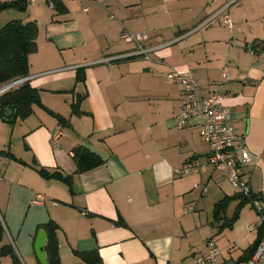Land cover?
<instances>
[{"label": "crops", "instance_id": "crops-1", "mask_svg": "<svg viewBox=\"0 0 264 264\" xmlns=\"http://www.w3.org/2000/svg\"><path fill=\"white\" fill-rule=\"evenodd\" d=\"M63 1L68 8L65 15L47 5L48 18L37 16L31 6L24 20L14 18L23 23L36 21L39 26L38 50L29 57L27 78L39 92L41 107L34 103L33 114L15 124L4 121L0 107V152L11 153L27 164L0 157V225L5 230L0 253L3 246L11 245L21 261L42 264L43 254L40 258L36 251L38 237L45 233L48 244L43 226L53 221L60 228L62 262L77 259L76 264H86L75 252L96 251L102 264H192L195 256L208 253L211 234V222L197 210L213 199L220 201L238 192L230 190L224 175L213 169L187 177L175 174L186 161L205 157L211 149L200 137L204 119L195 118L178 127L183 90L167 83L165 76L172 70H191L201 95H224V108L250 152L242 163L243 175L264 202V0H240L243 6L230 17V33L210 29L177 50L173 47L177 43L211 27L220 16L211 19L228 0H209L207 4L167 0L165 13L171 26L166 27L162 26L166 19L149 17V9L139 2L124 3L117 9L110 0H95V14L78 21L80 13L74 10L73 1ZM105 7L114 9L108 23L102 13ZM89 12V7L82 9L84 14ZM234 21L246 22L250 30L233 32ZM168 27L179 33L174 31L167 38L158 34ZM126 32L145 33L147 46L165 47L153 53L151 61L137 57L103 63V59L134 52L136 45L122 39ZM170 43L174 44L167 46ZM78 69H84L83 83L77 82ZM226 72L234 80L220 88ZM240 74L246 75L245 81L237 79ZM78 97H83L79 116L71 107ZM46 108L69 124L61 125ZM59 133L60 143L54 146ZM16 146L22 151L16 152ZM81 146L104 164L77 174L72 154ZM34 161L50 172L73 176L74 194L69 186L43 178L32 168ZM38 194L44 199L35 204ZM244 210L237 223L243 220ZM256 216L246 219V231L259 223ZM196 232L200 234L197 243L190 240ZM247 233L246 238L235 239L249 241L251 246L258 233ZM228 251L232 254L230 248ZM0 264L14 263L10 256L0 254Z\"/></svg>", "mask_w": 264, "mask_h": 264}, {"label": "built area", "instance_id": "built-area-1", "mask_svg": "<svg viewBox=\"0 0 264 264\" xmlns=\"http://www.w3.org/2000/svg\"><path fill=\"white\" fill-rule=\"evenodd\" d=\"M240 0H228L221 11L211 20L218 16H223L227 10L239 3ZM39 0H28L29 5L38 3ZM207 21L206 26L210 21ZM222 23L229 29H232L233 23L229 15L222 17ZM122 39L127 43L136 45L133 53H129L118 58L103 59V63L111 64L119 59L126 58H143L151 61V55L156 53L162 47L152 48L147 46L149 36L145 33H123ZM170 43L167 46H171ZM167 83L180 85L183 90V101L180 112L176 118L179 128H183L195 118L204 119V124L200 130L202 141L207 143L211 149L209 155L205 157L192 158L186 161L183 166L175 170V174L180 177L192 175H200L209 169L221 172L228 183L243 195H250L251 188L248 180L244 177L242 171V163L250 158V152L247 149L245 137L237 134L234 125L231 123V116L224 108V95L216 92L212 95L204 97L201 95L200 85L191 70H172L165 76ZM237 79L245 81L246 75L240 74ZM233 76L226 72L222 75L223 84L233 81ZM29 79L27 77L12 80L0 86V97L8 92L19 89ZM61 133L57 134L53 139V145L58 146L60 143ZM1 179V178H0ZM44 197L40 194L35 197V204L41 203ZM253 209L259 216V223L252 224L248 227L249 233H258L259 229L264 225V202L256 200L252 204ZM194 211V208H190ZM186 213V212H185ZM86 215V214H84ZM237 246V244H235ZM208 253L200 254L192 259V264H264V238L257 246L254 253L249 259L244 261L231 262V260L223 259L222 251L217 245V236L211 229V234L207 240ZM232 248H235L232 246Z\"/></svg>", "mask_w": 264, "mask_h": 264}, {"label": "trees", "instance_id": "trees-1", "mask_svg": "<svg viewBox=\"0 0 264 264\" xmlns=\"http://www.w3.org/2000/svg\"><path fill=\"white\" fill-rule=\"evenodd\" d=\"M58 15H65L68 13V8L63 0H45ZM30 5L28 0H12L1 2L0 1V15L6 11L14 10L20 13H26ZM39 34V26L36 21L23 23L19 20H13L6 24L4 27H0V86L23 77L29 76V57L38 50L37 38ZM257 45V44H255ZM253 45V48L254 46ZM261 50H264V44L261 46ZM77 82H85L84 69L77 70ZM39 100V92L32 88L28 83L13 90L0 97L1 110L6 107H14L16 109V118L10 121V124H15L17 119L25 120L33 114V105ZM83 97H78L76 102L71 105L72 113L74 115H81L80 106ZM48 114L56 118L63 126L69 124V120L55 114L49 109H45ZM73 159L77 165V174H82L92 169H95L104 164L103 159L98 155L91 152L87 148L81 146L73 150ZM6 156L12 160L27 165L21 160H18L11 153L0 152V157ZM43 178L51 180H57L70 188V192L73 191V176L65 175L60 172H50L45 168H40L34 161L31 165ZM256 200H263V198L253 192L246 196L241 193L234 194L233 196H226L214 206L213 219L210 228L218 233L216 236L222 234L226 230H233L234 225L239 221L242 211L246 206H251ZM236 203L234 212L231 217L228 216V210L232 204ZM253 208V207H252ZM48 235L47 254L48 264H62L60 257V245L58 239L59 226L51 221L43 226ZM5 230L0 225V243L3 241ZM264 238V225L259 229L256 241L244 251L243 255L239 258V261L249 259L256 250L259 243ZM1 256H10L14 264H22L20 258L15 253L11 245H5L1 248ZM86 264H102L101 258L96 251L92 252H75Z\"/></svg>", "mask_w": 264, "mask_h": 264}, {"label": "rangeland", "instance_id": "rangeland-1", "mask_svg": "<svg viewBox=\"0 0 264 264\" xmlns=\"http://www.w3.org/2000/svg\"><path fill=\"white\" fill-rule=\"evenodd\" d=\"M72 1H73L72 6L74 7V10L80 13L78 21H81L82 19H85V18H90L95 14L96 9L94 10V6H93L94 5L93 3H95V0H72ZM110 2L115 3L117 6V9H120L121 5L124 3L125 4H131V3L135 4L138 2L142 3V5L145 8L147 6V8L149 9V13H150L149 17H153L154 15L158 16V17H163V19H166L167 22L163 23L162 26H165V27H166V25L171 26V22L165 13L168 10L166 8V4H165V3H167V0H110ZM202 2L204 4H207V2H209V0H202ZM169 3H171L170 0H169ZM241 3L242 2L231 7L230 10H228V12L225 15H229L231 18H234L235 17L234 15L243 6V5H241ZM47 5L48 4L45 2V0H39L38 3L31 5L32 11L35 14H38L37 16H40V18L41 17L48 18V16L50 15V12L48 10ZM85 7L90 8V12L88 14L82 13V9ZM102 10H103L102 13L104 15V19H107V23H108L109 15H113L114 9L111 8V10H110V8L107 9V7H105ZM239 13L240 14L238 17L243 19V17H244L243 13H241V12H239ZM225 15H223V16H225ZM26 16H27L26 14L20 13L17 11H13V10L7 11L3 15H1V17H0V27H4L9 22L16 20L14 18L24 20ZM222 17L218 18L215 21V23H213L212 26L209 27L208 29L201 30L200 32L193 35L190 39H188L184 42L180 41L179 43H177L173 47L176 50L180 49V48L184 47L185 45H188L189 43L198 40V38H200L202 36V34L206 33L207 31H210V29L212 30V29L221 28V29H224L221 31H228L229 32L230 29L226 28V26H224L220 22ZM44 22H45L44 20L41 21V25H44ZM234 22H235L234 24H235L236 29L232 30L233 32L237 33V30H241V32L243 31V34H246V32L250 30V27H249V25H247L246 22L244 24H241V23L237 24L236 21H234ZM138 25H139V23H137L135 26H138ZM174 31H177V33H179L177 28H169L168 27L167 29H165L164 32H163V30L162 31L160 30L158 32V34L164 35L165 38H167L169 36H172ZM141 59H143V58H141ZM143 60H141V61H143ZM18 150L22 151V147L18 148L16 146L15 151L18 152ZM226 186L228 188H230V190H232V191L235 190L228 182H226ZM214 200L215 199L210 201V203L208 205H206L205 207H202L203 209L199 208L196 212L197 214H201L202 218H204L205 221L208 219L210 222H212V219H213V217H212L213 216V209L212 208H213L214 204L219 201V200L218 201H214ZM235 206H236V203H234L230 206V208L228 210V216L229 217L232 216ZM245 208L246 209L244 210V217L242 218L243 220L241 222L237 223L236 227L233 230L228 229V230L224 231V233L218 235L219 237H218L217 245H218L219 249L222 250V252H223V258L227 259V260H231V262L239 261L238 258L240 256V254L243 253L250 246L249 241L246 242V241H240L239 240L237 242V240L235 239V237L238 238L240 236H243V238H246V236L248 235V233L246 231V223H247L246 219L252 218V217H257L255 211L252 209V207L250 205L246 206ZM205 224H206V222H205ZM214 233H218V231L214 230ZM6 235H7V233H6ZM209 236H210V232H209ZM190 240L197 243L198 240H200V234L198 232L194 233L190 237ZM236 243H237V246H235ZM232 246H234L235 248H232V250H230L232 254H229L228 250ZM231 255H232L233 259H231ZM72 260H74L75 263H73ZM76 261H78V260L77 259H63L64 264H76L77 263ZM12 262H13V260H12ZM21 262H22V264H23V262H24V264H27V263H25L24 260ZM63 262H62V264H63Z\"/></svg>", "mask_w": 264, "mask_h": 264}, {"label": "water", "instance_id": "water-1", "mask_svg": "<svg viewBox=\"0 0 264 264\" xmlns=\"http://www.w3.org/2000/svg\"><path fill=\"white\" fill-rule=\"evenodd\" d=\"M35 105H37L38 107H41L40 101L37 100L35 102ZM15 118H16V109L14 107H6L3 110V119H4V121L10 122V121L14 120ZM39 236L40 237H38V238L40 240H39L38 246H36V251H37V254L40 256V258H41V255L43 254L42 257H44V259H40L41 263L42 264H48L47 263V259H46V255L44 253V250H45V247H46V244H47V236L45 235V233H40Z\"/></svg>", "mask_w": 264, "mask_h": 264}]
</instances>
